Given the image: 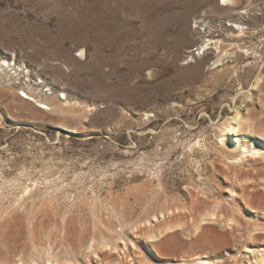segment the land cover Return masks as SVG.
I'll return each instance as SVG.
<instances>
[{
  "label": "rangeland",
  "instance_id": "374dc122",
  "mask_svg": "<svg viewBox=\"0 0 264 264\" xmlns=\"http://www.w3.org/2000/svg\"><path fill=\"white\" fill-rule=\"evenodd\" d=\"M232 3L0 0V58L69 101L0 82V264L264 253V0Z\"/></svg>",
  "mask_w": 264,
  "mask_h": 264
},
{
  "label": "bare ground",
  "instance_id": "6f19581e",
  "mask_svg": "<svg viewBox=\"0 0 264 264\" xmlns=\"http://www.w3.org/2000/svg\"><path fill=\"white\" fill-rule=\"evenodd\" d=\"M232 1L236 2V0H226L224 5H228V4L232 5L233 4ZM240 12L241 13H248V10L244 6V8H242L240 10ZM236 25H238V28H241V29L243 28V25H241V23H239V24L237 23ZM201 29L205 30V25L204 26L202 25ZM206 41H208V42H203L200 45V47L198 48L199 50H198L197 54H195V53L191 54V59L203 55L207 50L210 49L209 46H210V43H212V42H209L210 39H208ZM80 55H82V54H80ZM28 73H27V70H25V66L18 65L16 62H11V60H6L3 58H0V82L2 83V79L4 78V76L6 77V80L8 82H10V80H12V78L14 80H17V79H19V75L20 76L22 75L21 77H23V80L26 81V82L25 81L24 82H25L26 87H27V92H24L27 97L22 95L23 98L29 99L30 101L38 102L40 105L42 104V105L46 106L47 103H45L43 100H40V99H42V98L46 99L48 97H51V99L55 100L54 104H53L54 105L53 107H55V108H59L61 106V103L63 100L65 101L66 104H68L69 101H67V96L64 94V96L62 98L63 100L61 99V97L57 98V96L54 95L55 90H53L52 88H48L49 91L51 90L48 94L43 93V90H42V92H40V91L37 92L38 86L41 85L43 83V81H41V80L37 81V79L32 81V79L29 77L30 75ZM8 82L6 84H8ZM42 86H46V84H43ZM24 91H26V90H24ZM39 107L45 108L44 106H39ZM234 119H237V117L235 116ZM237 128H238V126H234V125L229 123V124L225 125L223 131L226 134L234 133V132H236ZM240 153H241V155L237 161L242 160L243 157L260 155V150L259 149L254 150V147H252V148L247 147V148H244L243 150H241ZM204 223H206V221L201 222V224H204ZM246 251L254 252V250H252V249H248ZM257 252H258V250H257ZM255 255H257V254H255V252H254V257H255ZM245 257L247 258L248 256H245ZM247 262H248V264H264V253H258V255H257V257H255V259H253V260L250 259V261L247 260ZM178 264H214V263H212L210 260H207V259H201L200 257H195V258H193V260L191 262H180Z\"/></svg>",
  "mask_w": 264,
  "mask_h": 264
},
{
  "label": "built area",
  "instance_id": "2783aa9c",
  "mask_svg": "<svg viewBox=\"0 0 264 264\" xmlns=\"http://www.w3.org/2000/svg\"><path fill=\"white\" fill-rule=\"evenodd\" d=\"M224 1H226V0H224ZM199 47H200V45H199L198 47H195L192 51H194V53L197 54V53H198V50H199V49H198ZM201 52H202V51H201ZM46 90L48 91V89H46ZM46 90H45V91H46ZM24 92H25V91H24ZM22 95H23V96H26L25 93L22 94ZM26 97H27V96H26Z\"/></svg>",
  "mask_w": 264,
  "mask_h": 264
}]
</instances>
